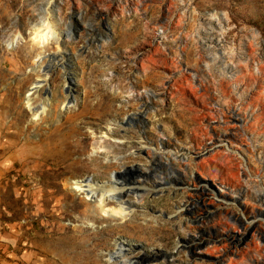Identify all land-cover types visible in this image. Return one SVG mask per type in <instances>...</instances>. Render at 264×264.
<instances>
[{"label":"rangeland","instance_id":"obj_1","mask_svg":"<svg viewBox=\"0 0 264 264\" xmlns=\"http://www.w3.org/2000/svg\"><path fill=\"white\" fill-rule=\"evenodd\" d=\"M49 1L0 0V264H213L182 244L240 237L251 221L241 206L264 209V0H152L142 8L141 0H53L56 10L43 13ZM42 18L58 39L38 46L32 34ZM14 36L21 39L8 47ZM38 53L48 78L30 91ZM209 96L223 117L209 114ZM233 109L242 127L230 123ZM210 122L227 141L226 129L245 132L232 147L246 162L245 177L228 205L203 203L187 189L192 184L177 189L164 180L195 176L203 166L204 181L231 185L213 161L199 163V154L225 143L205 130ZM96 142L106 151L93 150ZM159 155L187 157L189 166L168 170ZM115 172L150 190L138 203L134 194L122 198L136 203L123 219L104 216L67 184H107ZM183 204L191 216L175 215ZM216 208L228 211V234L209 218ZM117 239L130 249L126 263L108 261ZM178 246L170 263L147 258Z\"/></svg>","mask_w":264,"mask_h":264},{"label":"bare ground","instance_id":"obj_2","mask_svg":"<svg viewBox=\"0 0 264 264\" xmlns=\"http://www.w3.org/2000/svg\"><path fill=\"white\" fill-rule=\"evenodd\" d=\"M152 0H141V8L145 7L146 4ZM53 0H50L49 3L46 5V8L44 9V12L48 10L50 7H53L54 11L56 10V6H52ZM93 4L91 0L86 1V5L90 6ZM99 6H103V3L99 2ZM45 7V5H44ZM171 13L170 10L166 12V16L164 17V20L167 18V15ZM46 18L40 19V21L36 22L34 26V33L32 34V38L34 43L36 42L38 46H43L44 44L48 43L51 39H58L57 35L53 32L51 29V26L46 22ZM21 39L20 36H14L11 37L10 40L7 41L8 47H13L14 44L19 42ZM49 58V57H48ZM44 58H41V53L36 54L35 56V62L38 63L36 66L37 68H33L32 70L36 74L37 80L33 84L32 90L40 89L43 87L42 82L48 78L46 75V70H44L43 66H40V62H42ZM40 74V75H39ZM32 93L28 94L24 97V100L29 102L28 97L31 96ZM208 109L209 114L211 116H214L211 112L212 110H216L220 113L221 117H223V113L218 109V107L213 103V98L209 96L208 98ZM213 103V104H212ZM42 111L44 107H41ZM138 116V115H137ZM134 115V117H137ZM223 118H221V121ZM134 118L131 119V122H133ZM230 123H235L242 127L243 120L241 112L237 110V112L233 109L231 116L229 117ZM209 125L206 126V129H209V131L213 134L215 138H221L224 140L225 143L222 144H216L212 148L204 151L203 153L198 155V159L200 160V164H204L207 166L208 162L213 161V166L215 168H220L222 171L229 173L231 176V185L222 184L220 181L211 182V181H204L205 180V174L203 171V166L197 171L199 175L195 174L191 176H187L184 178L182 177L181 181H178L174 178L166 177L164 180L167 182L169 186L174 187H181L184 183L186 184H192V188L188 185L187 189H191L200 199L203 203H209L211 205H228L229 201H234L233 193L239 189L240 186H242V181L244 180V175L246 171V162L244 159H240L241 161L235 159L234 156H232L235 152L233 151L232 147L234 148L235 145L238 143V139H241L242 135H245V132L243 129L235 128L234 135L232 134V130L226 129V132L230 133V141H227L225 138L227 135H222L221 137L218 136L214 131L213 127L216 123L210 122ZM224 124V123H223ZM227 124V123H226ZM209 133V132H208ZM242 133V134H241ZM163 141H161L162 143ZM217 142V140H216ZM210 145V143H208ZM163 145H161V148ZM106 145L100 142H96L93 145V150H96L100 154L104 151H106ZM109 151V150H108ZM160 152V149L155 148V152ZM215 151H220L218 154L214 153ZM149 152H153L152 150H149ZM236 154V153H235ZM170 156V155H169ZM119 157L115 158V161L118 160ZM158 161L160 160L164 165L168 168V170L173 169V165L175 163H179L182 168H187L189 166V161L187 157H175L170 156V158H165L163 156H157ZM67 160H62L60 163L62 165L67 164ZM198 163V164H199ZM197 164V165H198ZM245 164V165H244ZM239 165L241 167H239ZM54 165L48 164V168H50L53 171H56V169L52 168ZM61 166L58 165L57 168H60ZM41 174L45 177H48L50 174H48L46 171L41 172ZM112 175V174H111ZM195 177V178H194ZM191 178H194L195 181H192ZM113 179V180H112ZM134 183V180H128L127 175H122L121 173H114V176L109 183L107 184H99L94 183L91 179L86 180H69L68 185L70 187V190L74 194L83 195L84 200L91 206L96 209H98L100 212H103V215L108 218H120L123 219L126 216H129L131 211L129 207L130 206H136V203H132L131 201H124L122 198L128 194H134L136 196V202L138 203L140 201L139 194H148L149 189L143 187H135L132 186ZM155 189H157L158 185H163V183H155ZM166 186V185H165ZM185 187V186H184ZM183 187V188H184ZM164 189V188H162ZM178 189V188H177ZM163 192V190H158V193ZM243 195L245 194V191L243 190ZM247 194V192H246ZM245 194V195H246ZM244 195V196H245ZM247 196V195H246ZM237 201V200H235ZM109 203H113V205H109ZM264 204V203H263ZM210 205V206H211ZM185 204H183V208L178 207L176 214L177 216L184 217V215L191 216V213L188 212L186 209ZM211 208V207H210ZM264 208V205H263ZM212 209V208H211ZM132 210V209H131ZM241 210L244 215H251V217H248V219H251V221L246 222L243 227L241 228L240 234H242L240 237L238 235H232L231 237H218L217 234L214 235V237H211L208 240H197L195 244L191 245L190 249L188 250V255L193 256V258H198L199 255H205V259H202L206 263H213V264H227L230 262V257L234 258L233 263L231 264H264V245H258V242L264 243V209L263 210H251L247 206H241ZM219 212V213H218ZM174 215V216H175ZM176 216V217H177ZM220 216V218H219ZM228 211L218 210L215 209L213 214L209 215V218L217 217L218 221H220L221 225L218 227L221 231L227 232L234 229V226L228 225L226 221L227 219ZM175 217V218H176ZM242 219L246 220L247 218L244 216L239 217V222L241 223ZM192 224H195L194 221H189ZM212 222V221H211ZM216 223H218L216 221ZM201 225V223H200ZM214 227V225H209L207 227L208 231H211V229ZM200 233V232H199ZM201 234V233H200ZM207 235V234H205ZM114 243V250L117 254L119 260L126 263L127 260L124 257L125 252L127 250H130L129 248H126L124 246V243L122 241H119L118 239L113 241ZM227 244V247L222 248L220 251L215 250L214 247H211L213 245H222ZM211 247V248H208ZM208 248V249H207ZM207 249V250H206ZM206 250V251H205ZM113 251L108 252V261L110 262H116V259H113ZM205 252V254H201V252ZM157 257V256H156ZM162 260H165L163 257ZM173 261V260H172ZM172 261H169L172 262Z\"/></svg>","mask_w":264,"mask_h":264},{"label":"water","instance_id":"obj_3","mask_svg":"<svg viewBox=\"0 0 264 264\" xmlns=\"http://www.w3.org/2000/svg\"><path fill=\"white\" fill-rule=\"evenodd\" d=\"M44 7V6H43ZM42 12L44 13V8H42ZM70 30H71V27H70V25L68 24L67 25V27H66V30H65V32H66V34H65V36L64 37H66L67 39H70L71 40V33H70ZM106 31L107 32H110V30L108 29V28H106ZM56 55H51L50 56V59L51 60H55L56 59ZM68 67H70V66H68ZM134 117V115L132 116V117H129V118H127V120H130L131 121V119ZM124 123H126V122H124ZM189 237H192L193 239H191V240H195L196 238L195 237H193V236H189ZM126 244L124 243V246H125ZM180 247L181 246H178L177 248H176V250L173 252V253H171V254H169V253H163V252H160V251H157L156 250V252L155 253H158L160 256H157L156 257V255H153V254H151V256H147V258H151L152 259V261H154L155 263L156 262H159L160 260H162V258L164 257L165 258V260L166 261H170L168 258H170L171 256H174L175 254H176V252L178 251V250H180ZM190 247H192L191 246V244H189V242H185V244H182V249L181 250H189L190 249ZM116 251V250H115ZM115 251H113V259H116V260H119V258H118V256H117V254L115 253ZM127 251H129V250H127ZM126 251V252H127ZM152 252V251H151ZM150 252V253H151ZM191 256V255H190ZM162 257V258H161ZM193 257V256H192ZM205 255H199L198 256V258L199 259H205ZM144 264H151V263H148V262H146V263H144Z\"/></svg>","mask_w":264,"mask_h":264}]
</instances>
